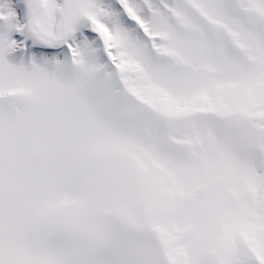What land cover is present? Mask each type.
I'll return each instance as SVG.
<instances>
[{"label": "snow or ice", "instance_id": "snow-or-ice-1", "mask_svg": "<svg viewBox=\"0 0 264 264\" xmlns=\"http://www.w3.org/2000/svg\"><path fill=\"white\" fill-rule=\"evenodd\" d=\"M0 264H264V0H0Z\"/></svg>", "mask_w": 264, "mask_h": 264}]
</instances>
